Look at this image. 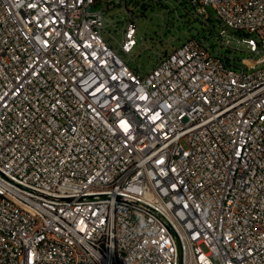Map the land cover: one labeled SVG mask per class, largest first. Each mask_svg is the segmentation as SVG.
I'll return each mask as SVG.
<instances>
[{
	"label": "built area",
	"instance_id": "1",
	"mask_svg": "<svg viewBox=\"0 0 264 264\" xmlns=\"http://www.w3.org/2000/svg\"><path fill=\"white\" fill-rule=\"evenodd\" d=\"M187 1L264 53V0ZM115 7L130 55L127 0H0V264H264V57L198 35L139 74Z\"/></svg>",
	"mask_w": 264,
	"mask_h": 264
},
{
	"label": "rangeland",
	"instance_id": "2",
	"mask_svg": "<svg viewBox=\"0 0 264 264\" xmlns=\"http://www.w3.org/2000/svg\"><path fill=\"white\" fill-rule=\"evenodd\" d=\"M131 2L127 0V8L133 11L137 25L135 37L137 45L132 53L123 55L119 51L118 44L122 41V31L127 20V13L122 8L115 7L103 12L105 27L102 35L123 61L139 74H147L153 68L158 52L170 51L198 35L205 37L207 43L214 47L215 52L230 59L231 65L235 63L238 65L241 59L256 60L264 57L263 52L255 56L245 52L244 47L237 42L240 36L233 31H229L233 36L231 49L220 46L202 19L192 17L187 0H132ZM102 9L101 5L94 8V10ZM207 12L213 16L211 8H207ZM212 24L218 33L217 23L212 20ZM109 33L116 37L115 40L110 38ZM211 260L214 264L217 263L215 257Z\"/></svg>",
	"mask_w": 264,
	"mask_h": 264
}]
</instances>
